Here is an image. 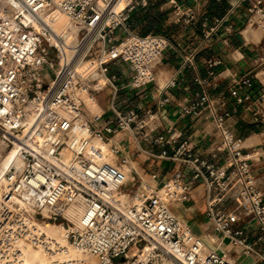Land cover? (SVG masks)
<instances>
[{"label":"built area","instance_id":"1","mask_svg":"<svg viewBox=\"0 0 264 264\" xmlns=\"http://www.w3.org/2000/svg\"><path fill=\"white\" fill-rule=\"evenodd\" d=\"M148 2L0 0V159L6 152L14 156L0 172V264L20 261L21 242L51 251L50 239L40 230L47 222L59 224L73 249L98 264H239L171 211V202L189 197L190 186L179 172L160 187L141 179L128 185L123 157L118 161L121 131L140 140L147 136L138 109L116 107L118 92L154 82L155 66L169 46L161 34L138 35L128 28L131 14ZM55 13L69 18L74 36L55 30L50 22ZM173 13L186 23L197 20L192 6L181 12L174 1ZM247 13V23L264 24L262 0H253ZM199 21L207 42L224 18ZM184 62L192 65L193 56ZM254 62L264 63V48ZM86 63L91 66L81 73ZM125 68L129 73L122 75ZM248 81L231 86L237 103L248 98L238 94L240 84ZM105 88L111 89L109 110L95 116L85 108L80 91L95 99ZM208 104L209 96L201 90L183 112L191 114ZM211 116L220 137L217 150L227 156L222 165L200 159L186 141L171 154L165 149L160 154L180 159L189 166L191 180L204 182V214L219 244L264 264V195L255 188L243 139L224 123L227 114L211 111ZM95 137L104 147L93 145ZM229 168L240 191L238 202L227 210L218 204L230 185ZM246 220L257 231L254 238Z\"/></svg>","mask_w":264,"mask_h":264},{"label":"crops","instance_id":"2","mask_svg":"<svg viewBox=\"0 0 264 264\" xmlns=\"http://www.w3.org/2000/svg\"><path fill=\"white\" fill-rule=\"evenodd\" d=\"M173 1L181 12L192 6L197 20L186 23L183 16H175ZM252 1L149 0L146 6L137 8L127 21L128 28L138 35L161 34L167 38L169 46L155 66L154 82L141 90L123 89L115 100L120 110L138 109L144 120L143 131L147 133L143 140L127 131L117 135L121 136L117 141L121 152L118 161L123 157L124 163L129 164L125 177L130 175L133 180L128 185L137 184L141 179L160 187L179 172L190 186L189 197L185 201L171 202V211L195 234L203 236L209 246L223 247L239 264L260 263L254 255H241L225 242L219 244V236L213 232L204 214L207 201L204 182L191 180L189 166L180 159H168L160 153L165 149L171 154L172 148L186 141L200 159L222 165L227 156L217 150L220 137L211 111L227 114L224 123L234 135L243 139V153L251 163L255 188L264 195V83L258 78V70L264 63L257 65L254 62L264 43L249 41L252 37L248 28L245 36L242 29L248 17L247 6ZM204 17L210 23L216 18H224L223 24L216 27L207 42L203 39L199 21ZM190 55L193 64L189 66L184 59ZM213 61L219 62L213 65ZM128 73V69H123L122 75ZM245 78L249 81L240 84L238 94H248V98L237 103L230 93L231 86ZM260 78L264 80V77ZM171 80L174 84H168ZM201 90L208 94L209 104L199 106L191 114L184 113L183 108ZM110 93L111 89L107 88L98 94L99 105L89 94L85 107L93 114L98 108L108 111ZM227 174L230 185L218 207L230 210L238 202L240 184L231 168ZM245 223L254 238L257 231L250 220Z\"/></svg>","mask_w":264,"mask_h":264},{"label":"bare ground","instance_id":"3","mask_svg":"<svg viewBox=\"0 0 264 264\" xmlns=\"http://www.w3.org/2000/svg\"><path fill=\"white\" fill-rule=\"evenodd\" d=\"M50 22L58 32H69L72 36H74L75 28L70 22L69 18L63 13H55L51 17ZM260 26L264 27V24H260L258 27ZM89 66H91V64ZM86 68L80 70V72H85ZM100 81L103 82L104 78H100ZM85 93V90L80 91V95ZM92 143L98 147H102L104 145L103 141L98 137L93 138ZM2 149L3 145L0 144V150ZM10 162H14L13 153L6 152L5 155L0 159V172H2L6 165ZM71 214L73 213L71 212ZM40 230L46 235L47 238L50 239V246L52 250L47 252L42 249L41 246L36 244L21 242L19 244V247L22 251L21 259L19 262L13 264H49L50 258L54 257H58V259H60V264L64 261L69 263H73V261L82 263L85 261V257H83L84 254H81L73 249V247L70 245V242L66 239L64 229L59 224L55 225L54 223L47 222L40 226Z\"/></svg>","mask_w":264,"mask_h":264},{"label":"rangeland","instance_id":"4","mask_svg":"<svg viewBox=\"0 0 264 264\" xmlns=\"http://www.w3.org/2000/svg\"><path fill=\"white\" fill-rule=\"evenodd\" d=\"M250 24V25H249ZM260 24H262V23H253V24H251V23H247L246 22V24H245V26L242 28L243 29V35L245 36V30L247 29V31L251 34V37H252V39L251 40H249V38H246V40H249V41H253V42H256V41H258V40H260V41H262V43H264V27H262V26H260V27H258ZM255 25V26H254ZM91 63H86V64H84V66L83 67H81V69L80 70H83V69H85L86 67H88L89 65H90ZM258 78L261 80V82L262 83H264V80H262L260 77L262 76V77H264V65H262L260 68H259V70H258ZM107 88H105L104 90H106ZM104 90L103 91H101V92H104ZM97 96H98V94L95 96V99L97 100ZM81 97H82V100H83V102L85 103V105H86V103H87V98L89 97V93L88 92H86L85 94H83V95H81ZM108 98V96H106L105 97V99H107ZM99 107V106H98ZM86 108V107H85ZM87 109V108H86ZM88 110V109H87ZM89 111V110H88ZM102 111V109H100V108H98L97 109V113L96 114H93V115H98L100 112ZM90 112V111H89ZM91 113V112H90ZM94 146H95V144H94ZM98 147V146H97ZM102 147H104V145L102 146ZM101 146H100V148H102ZM109 162H110V160H108ZM129 164H122V166H121V169H122V171L124 172V174L127 172V170H128V166ZM126 180H128V183L132 180L131 179V176L130 175H128L127 177H126ZM132 182H133V180H132ZM55 224V223H54ZM55 225H58L57 223L55 224ZM83 257H85V261L84 262H82V263H79V262H77V263H79V264H98L97 263V261H96V259L94 258V257H92V256H87V255H83ZM53 260H55V262H59V264H60V262L61 261H59L60 259H58V257H54V258H50V262H49V264H51L52 263V261ZM73 262H75V261H73ZM94 262V263H93Z\"/></svg>","mask_w":264,"mask_h":264}]
</instances>
